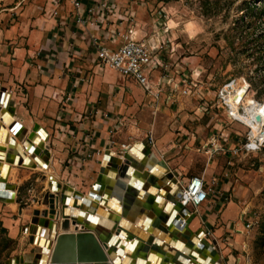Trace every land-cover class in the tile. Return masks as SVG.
<instances>
[{"label":"rangeland","instance_id":"obj_1","mask_svg":"<svg viewBox=\"0 0 264 264\" xmlns=\"http://www.w3.org/2000/svg\"><path fill=\"white\" fill-rule=\"evenodd\" d=\"M33 3L0 2V92L11 96L9 109L28 137L37 128L48 133L39 151L47 149L50 160L46 168L15 165L6 180L16 194L11 203L0 201V264L11 259L17 264H34L37 246L31 243V233L23 231L34 217L46 221V235L51 223L62 227L63 221L48 215V177L59 184V192L53 193L58 197L64 188L87 196L98 181L103 156L111 152V162L124 159L125 149L138 142L149 155L165 163L176 182L167 180V195L151 205L157 217L174 205L185 207L181 197L192 177L203 178L212 190L204 205L186 207L191 212L189 218L177 216L187 222V228L176 231L171 226V237H194L195 245L207 241L221 264H264V145L257 152H246V129L230 124L221 110L209 115L197 112L202 105L198 100L180 98L152 112L150 99L136 83L117 74L106 81V71L99 68L94 73L93 68L85 67L90 74L85 102L64 105L61 101L34 111L28 100L27 86L31 84L27 76L21 79L14 70L18 39L5 37L23 14L28 15L27 8ZM130 7L134 20L127 27L147 40L162 43L167 73L179 70L182 76L185 70L195 72L208 101L226 81L245 76L255 92L251 91L250 99L255 94L264 102V0H133ZM28 69L30 73L31 67ZM137 150L145 155L143 149ZM118 178L126 181V177ZM120 190H124L122 186ZM148 213L142 208L136 222Z\"/></svg>","mask_w":264,"mask_h":264},{"label":"built area","instance_id":"obj_2","mask_svg":"<svg viewBox=\"0 0 264 264\" xmlns=\"http://www.w3.org/2000/svg\"><path fill=\"white\" fill-rule=\"evenodd\" d=\"M132 2L50 0L49 7H45L41 15L54 20L58 29L69 27L73 33H79L86 45L85 51L91 52L88 58L90 63L101 71L110 70L136 83L149 97L152 112L180 98L198 100L202 105L197 112L209 115L213 110H221L230 124L235 122L246 129L243 145L246 152L260 150L264 145V102L257 100L255 94L248 102L253 91L250 79L245 76L229 79L208 101L200 90L201 83L194 77L195 72L185 70L182 76H179L182 72L179 70L167 73L162 43L145 37L137 38L136 30L127 27L134 20L130 7ZM66 5L69 11L65 13ZM212 146L215 149V142H212ZM217 148L218 151L221 149L219 146ZM230 152L237 153L234 149ZM216 182L213 178L212 184L216 185ZM211 191L203 178L192 177L183 189L181 201L185 207H198L208 202Z\"/></svg>","mask_w":264,"mask_h":264},{"label":"bare ground","instance_id":"obj_3","mask_svg":"<svg viewBox=\"0 0 264 264\" xmlns=\"http://www.w3.org/2000/svg\"><path fill=\"white\" fill-rule=\"evenodd\" d=\"M3 93H4V97H5L6 93L5 92H3ZM0 94H1V92H0ZM250 100H252V99H250L248 97L249 103H250ZM1 103H3V105H4V99L0 100V121L2 123H4L3 126H0L3 128V130L0 131V137L2 135V140H4L3 143L5 144V145L0 144V145L5 147V150H3L4 154H0V172L3 170V169H1L3 167V165H6V167L8 168V171L7 172L3 171L4 172L3 176L5 178V182L12 172V167L15 166V165L10 166L9 163H7L5 160V157L7 154L6 148H9L8 152L11 150L15 151V147H11L9 145V142H8L9 138L14 140L15 144L19 148L22 147L24 141L31 140L30 144L33 146L34 151L30 154V153H26L27 152L26 149L25 150L22 149V154L24 155V158L27 157L30 160V164L32 165V168H34V169H36L35 167H37V168L38 167H42V168L48 167L50 155H48V157H47V156H40V155L35 154L36 151H38L39 148H41V146L44 145L46 138H47L45 136H48V133L43 128L42 129L37 128L36 129L37 134H34V138H30V136L26 137V135L23 134L19 130V129H21V126L17 124V127L19 128L17 130V132L14 133V131L12 130L13 131V132H11L12 135L8 134L9 132H7L8 130L5 129V126L11 127L12 125H14L17 122L15 120L14 114L11 115V117H10L11 119L7 115L2 118V114L9 111L11 98H9V101L6 104L7 106L4 108V110L1 106ZM260 125H261V123L258 124V126H257V134L259 132ZM3 132L6 133V137L3 136ZM253 132L256 133V130L254 129ZM136 147L137 146H134V148H136ZM125 151L129 155V161L128 162L126 161L125 158H124L125 159L124 160L123 157H118L119 159L118 158L115 159V162L114 161L111 162V158H112L111 152H107L110 154L109 157H106L105 155L103 156L101 167L104 166V173L99 174L98 181L96 182V183L102 184V186H99L98 189H94V190L91 189L90 190V191H92L91 193L94 196L90 194V196L88 197L91 205L93 206V209L88 212V213L92 214L90 221H88V222H85L84 219H81L77 216L78 210L82 209L83 211H85V210H88V208H86V206L82 205V202L80 199H76L74 197L75 192H72L71 190H68V189H65V190L69 191V193H67V194H69V195H67L68 196V200H67L68 205L66 206L67 207L66 212H68L69 215L67 217H64L62 215V206L63 205L61 204V199H60V197L53 194V193H58L59 191L58 190L52 191L50 183H49V188H50V191H52V192L50 193V195H48L49 196V198H48V201H49V205H48L49 206L48 207L49 213H48V215L51 217H53L55 215L56 218H59L61 220V222L63 221V224H62V227L58 226V224H55L54 229H52V232H51V228L49 227V231H48L47 235H46V232H47L46 228H44L46 226L45 225L46 221H44L43 225H39L38 231L35 234L34 242L32 243V244H35V246H37L36 247L37 248L36 249L37 256L35 258V261H36L35 264H49V263L50 264H83V263H85V264H118L116 262L117 261V256H116L117 250L115 248V244H116L117 240L115 238L121 237L122 233L126 232L125 225H124L125 222L134 223L136 220L135 216L137 215V212H139L142 208L148 209V211L150 213L146 216L147 218L144 217V220L141 223L139 231H142V229H146L148 232H150V230L152 228L151 225H152V217H153V213L151 211L152 210L151 205L156 203L158 200L157 199H156V201L153 200L154 196L152 195L151 189H147L144 186V184L147 183L148 185H153L158 179H161L166 175H167L168 181H171V183H176V182H172V180L169 178L168 172L165 170V168H163L159 165L155 166V164H158L156 162V159L154 157L150 156L148 153L145 152L144 153L145 155H142L137 149H133L132 151H131V149L129 151H128V149H125ZM0 152H1V150H0ZM34 156H36L35 160L33 159ZM121 161H122V163H120ZM149 162L152 164L151 166L148 165ZM117 163H119V165ZM129 166H131L134 169V172H132L128 176L127 181H123V182L120 181V179L118 177H123V174L127 172V169L129 168ZM23 167H30V166H24L23 165ZM121 170H122V173H121V175H119V172ZM158 170H160V171H158ZM114 177L117 178V184H114L111 186V179L113 180ZM131 178H134V180H135V182H132L135 185L134 189L130 188L128 185V182L130 181ZM48 179H49V177H48ZM136 179H138L139 181H136ZM105 183H107V185H108V188H107L108 190H105L103 187L105 185ZM93 185H92V187H93ZM115 185L120 186V187L122 185H127L125 187L126 191L122 190L121 193H117L118 196L112 195L111 194V190H112L111 188H114ZM89 192H88V194H89ZM130 192H133L135 194V198H132V197L130 198ZM138 193H142L145 195V197H143L140 201L136 199V195ZM12 194H13L12 201L4 202V203H11V202L15 201V194H16L15 189H12ZM88 194H87V196H88ZM106 194L109 195V197L107 199H105ZM87 196H83V197L86 198ZM95 196L97 198H95ZM133 197H134V195H133ZM74 202H75V204H74ZM76 202H80L81 205H78ZM115 202L119 205V208L121 210V216L120 217H119L118 212H116L117 210L112 209ZM106 206H108L111 210H107ZM140 206H143V207L140 209ZM71 211L73 213L76 212L74 215L76 217L75 219L81 221V223L77 222L78 224L76 223V225H74V223H72L73 222V219H72L73 213H71ZM113 211H115V213ZM111 213H112V215H110ZM45 214H46V211H45ZM45 214H44V216H45ZM113 214H115V215H113ZM177 214H178V212L176 211V205H175L170 216L172 218H174ZM182 221L185 222L184 220H182ZM65 224L69 225L70 228L73 229V232L70 231L71 230L70 228H63V226ZM157 224L158 225H156V227L158 226V228L163 230L165 233L167 232V229H166L167 225H165V226H164V224L162 225V223L158 219H157ZM111 226H113V227L111 228ZM65 227H67V226H65ZM109 228H111V229H109ZM88 235L92 238L90 240V243L93 245V247H92V252H90V254H89V258L84 259V258L80 257L81 253H80L79 249H81V251H83V249L87 248L88 246L83 245L84 247L79 248L80 244L78 245V241H80L81 239L85 238V236H88ZM112 236H114V237H112ZM131 236L134 237V235H131ZM60 237L63 238L61 240V242L59 241ZM86 238L89 239V237H86ZM134 238L129 239V241L135 240L133 243H136V239H134ZM64 240H66L65 244H63ZM151 240L152 239H150L149 242H147V245L142 247L141 250H145L146 248H149L148 244L150 242H152ZM174 240H176V239H174ZM129 241H128V245H130ZM201 243H203L205 245H209L207 243V241H205V240H203ZM201 243L197 244V250H199V252L195 251V250L192 251V249H190V248L189 249L181 248L180 252L184 254V252L185 253H193L195 251L194 254H191V255L193 257H195V256L197 257L198 255H200L198 257L199 262L204 264V260H203L204 257L203 256H209V255H206L209 253L205 252L204 249L199 248L198 245ZM160 245H161V243H159V246ZM152 248H153V245L150 248V250ZM162 250H163V252H165L164 247L162 248ZM95 253H98L99 256H102L103 258L100 259V258L93 257V255ZM162 254H164V253H162ZM168 254H167L168 260H170L171 256L181 255L180 253L173 255L174 253H172V252H170ZM53 257H55V259ZM136 258L137 257H134V259H135L134 264H139L141 259H138L136 261ZM181 258L185 259V257H183V255H181ZM123 259H124L123 263L128 264L127 263L128 259L126 257H123ZM151 260H152V264H158L156 257L152 258ZM186 260H187L186 263H181V264H195L194 261L190 262V260L188 258H186ZM141 261H142V264H145L144 260H141ZM201 263H199V264H201ZM207 264H211V262L209 261Z\"/></svg>","mask_w":264,"mask_h":264},{"label":"crops","instance_id":"obj_4","mask_svg":"<svg viewBox=\"0 0 264 264\" xmlns=\"http://www.w3.org/2000/svg\"><path fill=\"white\" fill-rule=\"evenodd\" d=\"M2 1L3 0H0V2ZM42 1L43 4H41ZM49 1L50 0H47V4H46L45 0H34V3L27 8L26 14L28 15L23 14L24 16L22 15V17H20V23L16 24L11 31L5 33L6 38L13 37L14 39H18L17 43H19V46H17V48L14 51V56L17 58L14 59L18 61L17 62L18 64L16 63L17 65L15 66L14 70L16 73L19 74V77L21 79L22 78L25 79V77L27 76L28 79L26 81L29 84H31L30 86L27 85L26 86L28 87L27 89L29 90V94H28L29 105L32 107L34 111L35 110L38 111L39 109L43 108L45 104H47V106L50 107L53 105L56 106V103L61 101L64 103V105L65 103L69 104V102H75V101L77 103H80L82 101L85 102L86 99L84 95V90L86 89V79L90 75L89 72L85 70V67H91L93 68V72L94 73L96 72V67L92 65L88 59L90 57L89 53L91 52L85 51L86 45L85 43H83V39L81 38L82 36L79 33H73L72 29L69 27L58 29L54 20L48 19L46 16L41 15V11L45 7L46 8L49 7ZM44 4L46 5L45 7ZM20 5L18 7H20ZM18 7L11 11L14 10L17 11ZM68 9L69 7L68 5H66L65 13L69 11ZM135 34L137 38H142L139 36L142 35V33L141 34L135 33ZM61 41L62 44L60 43ZM79 53H81L80 54L81 56L79 55ZM69 54L72 56V58L69 57ZM27 60H29L31 64H28ZM28 67H31L30 73ZM114 74L116 75V73L110 70H106V72L104 73V80L107 81L109 76ZM55 86H63V87L60 89L59 87L55 88ZM45 96H51V97L46 98ZM146 98L149 99V97L147 96ZM1 106L4 110L3 103H1ZM15 120L17 124L22 127L21 132L25 134L26 137H28V134L26 133L23 125L17 121L16 117ZM3 125L4 123L0 121V126ZM5 129L8 130L7 131L9 132L8 134L12 135L11 132L13 131L9 130L10 129L9 126H5ZM35 134H37L36 130H35ZM1 140H2V135L0 137V144H4L3 143L4 140L2 141ZM135 144H136L135 146H137L136 148H134V145H132L128 147V150L131 149L132 151L133 149L140 148L145 151L144 146H141L143 145L142 143L138 142ZM8 149L9 148H6V153L8 152ZM148 165L151 166L152 164L149 162ZM15 167L16 166L12 167V171L15 169ZM129 168L127 169L128 170L127 174L125 175L124 173L122 177V179L126 177L125 179L126 181L128 179V176L132 173V170ZM166 181H167V175L161 179H158L153 185H148L147 183L144 184V186L147 189H151L152 195L154 196L153 200L155 201L156 199L163 200L165 198V196L169 191V187L164 184ZM114 184H117L116 177H114V179L112 180L111 186ZM126 186L127 185H122V189L125 190ZM107 187L108 185L107 183H105L104 189L108 190ZM111 189H112L111 190L112 195L118 196L117 193L122 192V190H120V186L117 185H115L114 188ZM105 199H107V197ZM76 203L78 205H81L80 202H76ZM106 207L107 210H111L108 206ZM142 207L143 206H140V208ZM174 207L169 209V211L165 214L158 213L159 214L158 217L155 215L157 211H155V208L153 207L152 209H154L155 212H152L153 217H152L151 226H153V223L157 222V219L162 223V225L164 224L165 226V222L163 221V219L164 218L166 219L168 216L170 217V214L173 211ZM118 208L119 205L115 202L112 209L117 210L116 212H118L120 217L121 210L120 208L119 209ZM113 212L115 213V211ZM110 215H112V213ZM146 216L147 215H145L144 217ZM177 216L179 215L177 214L175 217L177 218ZM144 217L143 219H141L139 224L136 222V220L134 223L125 222L124 225L126 232H123L121 237L115 238L117 240L115 244V248L117 251H119L116 253L117 256L116 262L118 264H123V260H124L123 257H126L128 259L127 261L128 264H134L135 261L134 257L138 256L137 252L141 251L142 247L146 246L147 242H149L150 239L153 240L154 238L159 239V243H161L160 245L161 247H159V249L161 250L162 253L165 254L164 255L160 252L156 253L150 250L151 252L154 253L155 257L157 258L158 264H161L162 257H167L169 255L168 253L170 252L174 253L173 255L180 253L181 255H183V257H185V260L186 258H188L190 262L194 261L195 264L201 263L199 262L198 259L200 255H198L197 257L196 256L193 257L191 255L194 254L195 251L199 252V250H197V245L193 243L195 241L194 237L190 238V243H192L190 245L187 244V242L182 238V236H179V239L174 240V238L171 237L172 233L170 232L171 230L170 228L172 225L167 226L166 233L160 228H158V226L156 227L157 229L154 232H152V228L150 232H148L146 229H142V231H139L141 223L144 220ZM112 227L113 226H111V228ZM131 235H134L135 238ZM133 238L136 239V243L131 242L130 245H128L129 239H133ZM148 247L150 248L152 247L151 242L148 244ZM163 247L165 252H163L162 250ZM181 248H187V249L190 248L192 249V251L193 250L195 251L193 253L184 252L183 254L180 252ZM144 263L152 264V260L150 259L149 262L145 261Z\"/></svg>","mask_w":264,"mask_h":264},{"label":"water","instance_id":"obj_5","mask_svg":"<svg viewBox=\"0 0 264 264\" xmlns=\"http://www.w3.org/2000/svg\"><path fill=\"white\" fill-rule=\"evenodd\" d=\"M3 97H4V93L1 92V94H0V100L4 99V108H5L7 106L6 104L9 101L10 95L9 94H5V97L4 98ZM12 114H13V111L11 109H9L8 112H5V113L2 114V118L5 117L6 115L10 118ZM18 129L19 128L17 127V123H15L14 125H12L10 127L9 130H11V131L13 130L14 133H16ZM2 130H3V128L0 127V131H2ZM3 136L6 137V133L5 132H3ZM45 137H47V136H45ZM30 138H34V135L30 136ZM8 142H9V145L11 147H15V151L11 150V151L7 152L6 157H5L6 162L9 163L10 166H12V165L23 166L24 165V166H30V167H32V165L30 164V160L27 157L24 158V155L22 154V149H24V150L26 149L27 150L26 153H30V154L34 151L33 146L30 144L31 143V140L24 141L22 147H20V148L15 144L14 140H12L11 138H9ZM144 149H145V146H144ZM0 150H1L0 154H4L3 150H5V147L2 146V145H0ZM145 152L147 153L146 149H145ZM35 154L36 155H40V156H47L48 157L49 151L47 149H45V150H43L40 153V151L38 150V151H36ZM109 155H110L109 153L105 154L106 157H109ZM150 156L153 157V155H151V154H150ZM33 159L35 160L36 159V156H34ZM125 159H126L127 162L129 161V155H128V153L125 154ZM156 162L158 164H155V166L159 165V166L165 168V170L168 172V168L165 165V163H163L161 161H158L157 159H156ZM1 169H3V170L0 172V201L1 202H10V201H12V196H13L12 189H14V188H13L12 185H10V184L8 185L5 182V178L3 176L4 175V172L3 171H6V172L8 171V168L6 167V165H3V167ZM100 171H101L100 173H102V174L104 173V166L101 167ZM168 176L172 180V182H175L173 180V178L171 177V175H170L169 172H168ZM136 181H139V180L136 179ZM132 182H135L134 178H131L130 179V181L128 182V185H129L130 188H133L134 189L135 188V185ZM49 183H50V186H51V190L52 191H57L59 189V184L57 183V181L53 180L52 177L49 178ZM99 186H102V184L95 183L91 189H93V190L94 189H98ZM65 189L66 188H64L61 191L60 199H61V204L63 205L62 206V215L64 217H67L69 215L68 212H66V209H67L66 206L68 205V203H67L68 196L67 195H69L67 193H69V191H66ZM91 192L92 191L89 192V194H88V196L86 198L83 197V195H81V194H79L77 192H75V195H74V197L76 199H80L81 200L82 205H84V206H86V208H88V210H85V211H83L82 209H80V210L77 211V216L79 218H81V219H84L85 222L90 221V218L92 216V214L88 213L89 211H91L93 209V206L91 205V203L89 201V198H88L90 196V194L93 195ZM130 193L134 195V197H133V195H130V198L131 197L132 198H135V194L133 192H130ZM143 197H145V195L142 194V193H138L136 195V199L139 200V201ZM48 198H49V196L47 194L46 195V199L48 200ZM95 198H97V197L95 196ZM176 211L178 212V215H181L183 217H188L189 218L191 216L190 210L188 208H186V207H182L180 204H177ZM71 213H73V212L71 211ZM75 213H73V217H72V219H73V222L72 223H74V225H76L77 222L81 223V221L75 219L76 218L74 216ZM44 221L45 220L39 219L37 217H34V219H32V225L29 228H24L23 229V231H27L28 230L31 233V235H32L31 236V243L34 242L35 234L38 231L39 225H43ZM163 221L165 222V225H167V226L172 225L176 229V231H182L183 229L187 228V222L186 221L183 222L181 220V218H176V217L172 218L171 216L170 217L168 216L166 219L164 218ZM156 223L157 222L153 223L152 232H154L157 229L156 228V225H157ZM55 224H57V223H51L49 225V227L51 228V232H52V229H54ZM45 225H47V224H45ZM183 236H184L183 238L187 242V244L190 245L191 244L190 241H189L190 238L188 236H185V235H183ZM86 237H89V239H87ZM85 238H83L84 240L81 239L80 241H78V245L80 244V247L79 248L84 247L83 245L88 246L87 248H84L83 251H81V249H79L80 250V253H81L80 254V257H82L84 259H88L90 252H92L93 245L90 243V240L92 238L89 235L88 236H85ZM62 239L63 238L60 237L59 241L61 242ZM134 241H129V242L130 243L131 242L133 243ZM151 241H152L151 243L153 245V248L151 250H153L156 253H159V252L162 253L160 251V249H159V247H160L159 246V239L154 238ZM65 242H66V240L63 241V244H65ZM198 246H199L200 249H205V251L210 254L209 256H203L204 257V259H203L204 260V264H207L209 261L211 262V264H221V262L218 261L215 258V256H214V253L213 252H214V249L215 248L213 246H211V245H205L203 243L199 244ZM149 248H146L145 250H141V251L137 252V255L138 256L136 258V261L138 259H141V260H144V261H148L149 262L150 259L154 258L155 255H154L153 252L150 251ZM116 252H119V251H116ZM93 257L100 258V259L103 258L102 256H99L98 253H95L93 255ZM53 258L55 259V257H53ZM141 260H140V263L139 264H142V261ZM186 262H187V260L181 258V255H179V256H171L170 257V260H168V257H162V263L161 264H180V263H186ZM35 263H36V261H34V264ZM8 264H17V260L16 259H11ZM123 264H125V263H123Z\"/></svg>","mask_w":264,"mask_h":264}]
</instances>
